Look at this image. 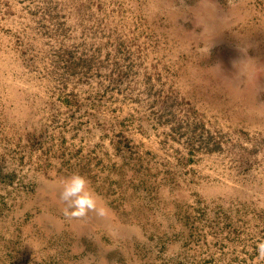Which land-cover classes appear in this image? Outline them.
I'll use <instances>...</instances> for the list:
<instances>
[{"label": "rangeland", "instance_id": "374dc122", "mask_svg": "<svg viewBox=\"0 0 264 264\" xmlns=\"http://www.w3.org/2000/svg\"><path fill=\"white\" fill-rule=\"evenodd\" d=\"M73 172L103 216L65 218ZM262 239L264 0H0V264H258Z\"/></svg>", "mask_w": 264, "mask_h": 264}, {"label": "clouds", "instance_id": "9594fccd", "mask_svg": "<svg viewBox=\"0 0 264 264\" xmlns=\"http://www.w3.org/2000/svg\"><path fill=\"white\" fill-rule=\"evenodd\" d=\"M59 200L63 204V215L67 219H84L89 212L103 216L105 209L98 208V195L91 189L90 182L79 172H73L59 182ZM256 260L264 261V239L256 246Z\"/></svg>", "mask_w": 264, "mask_h": 264}]
</instances>
